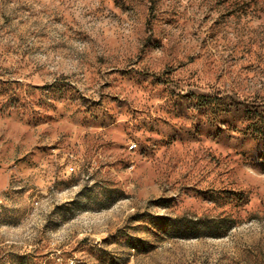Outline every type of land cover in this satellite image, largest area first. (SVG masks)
Segmentation results:
<instances>
[{"label":"rangeland","instance_id":"rangeland-1","mask_svg":"<svg viewBox=\"0 0 264 264\" xmlns=\"http://www.w3.org/2000/svg\"><path fill=\"white\" fill-rule=\"evenodd\" d=\"M0 264H264V0H0Z\"/></svg>","mask_w":264,"mask_h":264},{"label":"built area","instance_id":"built-area-1","mask_svg":"<svg viewBox=\"0 0 264 264\" xmlns=\"http://www.w3.org/2000/svg\"><path fill=\"white\" fill-rule=\"evenodd\" d=\"M132 145H134V144H132ZM132 145H131V149H132ZM70 170H72V169H70Z\"/></svg>","mask_w":264,"mask_h":264}]
</instances>
